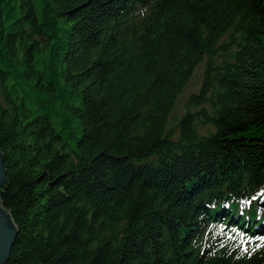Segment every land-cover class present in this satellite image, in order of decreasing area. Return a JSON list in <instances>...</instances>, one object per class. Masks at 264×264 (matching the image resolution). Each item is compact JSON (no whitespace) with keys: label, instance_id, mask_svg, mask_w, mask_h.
<instances>
[{"label":"trees","instance_id":"1","mask_svg":"<svg viewBox=\"0 0 264 264\" xmlns=\"http://www.w3.org/2000/svg\"><path fill=\"white\" fill-rule=\"evenodd\" d=\"M0 152L5 264H264V0H0Z\"/></svg>","mask_w":264,"mask_h":264},{"label":"water","instance_id":"2","mask_svg":"<svg viewBox=\"0 0 264 264\" xmlns=\"http://www.w3.org/2000/svg\"><path fill=\"white\" fill-rule=\"evenodd\" d=\"M6 182V171L3 156L0 152V193ZM258 205L264 208V195L258 201ZM17 228L11 220L10 214L3 209L0 203V264H5L9 259Z\"/></svg>","mask_w":264,"mask_h":264},{"label":"rangeland","instance_id":"3","mask_svg":"<svg viewBox=\"0 0 264 264\" xmlns=\"http://www.w3.org/2000/svg\"><path fill=\"white\" fill-rule=\"evenodd\" d=\"M203 70H204V63H201L196 68L194 75L191 77L190 81L184 88L182 94L178 98V102H177L176 108L173 111L172 117L179 118L184 112V109H185L184 106H185V102H186L188 95L193 91L199 90L200 85H201Z\"/></svg>","mask_w":264,"mask_h":264}]
</instances>
